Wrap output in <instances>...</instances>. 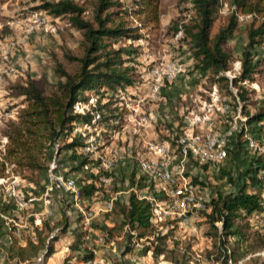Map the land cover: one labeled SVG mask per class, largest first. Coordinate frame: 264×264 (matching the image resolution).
Instances as JSON below:
<instances>
[{
    "label": "rangeland",
    "instance_id": "374dc122",
    "mask_svg": "<svg viewBox=\"0 0 264 264\" xmlns=\"http://www.w3.org/2000/svg\"><path fill=\"white\" fill-rule=\"evenodd\" d=\"M73 1L84 8V17L89 18L92 0ZM121 1L124 2L126 9L138 10L144 7V5L138 7L137 3L135 7V4L132 5L127 0ZM39 3L40 0H0V128L2 123L12 119L20 108L21 98L16 96L15 85L31 80L44 90H48L56 81L53 71L55 62L72 72L76 69L77 63L67 59L66 55L79 57L82 54L79 43L80 31L68 25L65 15L53 17L46 11L37 9L36 6ZM155 5L156 22L151 21L148 17L150 15L146 16L145 12L123 16V20L136 27L141 35L138 40L131 41L130 44L136 48V51L127 63L133 68L134 85L122 90L117 87L112 92L107 91L105 87L97 88V92L84 91L83 96L87 100L79 101L81 110L84 112L109 102L108 109H103L102 114L100 111H95L101 114L100 119L108 118L104 120L105 123L98 121L88 130L82 129L81 123L74 125L84 134H91L97 143V156L88 154L95 160L96 166L85 169L93 172H96L97 168L101 169H99L100 179L96 184L101 186L102 194L105 195L103 197L99 195L97 198V201L102 204V210L100 209L98 214L90 220V224L93 225H101L104 222V215L107 213L103 210L104 203L111 196L116 195L118 199H121L127 194L132 171L135 172L132 177L134 183L144 180L140 174H136V162L141 156L152 155L153 144L161 142L173 144L180 137L191 133L201 134L209 129L223 131L228 126L226 120L229 121L234 115L237 105L240 106V116L245 117L246 112L253 113L264 103V36L262 42L254 49L255 58L258 59L257 72L251 82L243 83L247 99L241 103L227 94L223 83H214L208 72L201 73L193 69L194 61L188 51V44L182 39L181 32H173L172 26L181 22L187 23L192 18L193 10L189 1L155 0ZM230 14L236 17V26L226 42L230 52L228 68L222 73L226 78H232L239 72L240 52L246 42L249 24L256 26L264 20V10L260 13L255 12L254 15L245 14L239 7H234L230 0H219L210 33L213 34L219 26L224 25ZM127 43L128 41L119 40L114 42L113 46ZM171 65L177 66L178 71H171L169 69ZM236 66L238 69H235ZM213 88L218 99H225L228 103L229 113L220 114L218 111L206 110ZM231 91L234 95L233 87ZM196 114L200 117L205 114L209 118L189 128L185 118H193ZM237 134L238 132H235L229 138L227 154L219 164L207 166L204 169L194 160H190L185 168L191 183L197 186L206 200L215 198L217 193L233 190L235 183L241 179L252 159L258 157L250 153ZM237 140L241 143L238 149L235 145ZM57 144L60 145V141ZM51 153L54 155V148ZM69 154L70 151H65L60 154V157H56V165L57 161L60 164L57 169L63 175L71 176L79 181L82 178V172L71 171L76 159L71 158ZM109 158H115L114 165L102 169V160ZM22 183L24 184V181ZM42 183L44 181L41 185ZM143 183L145 184L143 191H140L136 185L132 187L133 190L136 193H153L162 200V192L155 182L144 180ZM26 190L27 188L23 187L25 197L31 195V192ZM37 195L34 201L37 202L36 205L40 201ZM33 209L30 206L26 210ZM215 224L218 225V223ZM258 228L264 233L263 227L258 226ZM170 229L167 246L168 248L175 246V255L179 261L184 260L185 264H214V258L218 253L214 246L213 231L209 227L205 214H199L197 218H193L191 225L182 227L166 219L162 223L161 231ZM79 230L80 233L76 234H82L80 249L92 253L97 259V263L94 264H134L135 259L129 260L120 253L119 245L113 242L98 245L97 236L92 232L91 226L86 232L82 231L79 225ZM248 232L250 234L251 231ZM59 239L64 245L70 246L73 238L71 235L62 234ZM137 244H132L130 248V252L136 250L137 255H144L145 248L150 246L144 239L138 240ZM249 244V248H246L243 243L236 247L235 256L231 257L232 263L264 264V255L260 254L264 248H256L259 244L254 240H250ZM98 246L101 247L98 248ZM98 255L101 259L97 257ZM0 264L4 263L0 261ZM148 264L172 263L159 257L156 261L148 260Z\"/></svg>",
    "mask_w": 264,
    "mask_h": 264
},
{
    "label": "trees",
    "instance_id": "16d2710c",
    "mask_svg": "<svg viewBox=\"0 0 264 264\" xmlns=\"http://www.w3.org/2000/svg\"><path fill=\"white\" fill-rule=\"evenodd\" d=\"M127 1L135 4V7L136 3L138 7L139 5L144 7L138 10L126 9L121 0H92L89 18H85L84 8L73 0H40L37 9L44 10L53 17L65 15L68 25L80 31L79 43L82 54L79 57L66 55L67 59L77 63L76 69L72 72L55 62L53 71L56 81L48 90H44L31 80L14 86L16 96L21 98L20 108L15 116L3 122L0 128V177L5 176L8 171L34 187L36 191L32 193L37 195L46 182L48 163L53 158L57 160L56 157H60L65 151H70V157L76 159L71 171L82 172V178L79 181L75 179L80 195L86 198L100 190L96 183L100 179L101 169L97 168L96 172L85 170L87 167L96 166L95 160L88 154L79 152L82 138L79 135H72L71 131L76 123H90L92 113L108 109L109 102L85 112L75 111L74 104L87 100L83 96L84 91L97 92V88L105 87L107 91L112 92L117 87L122 90L134 85L133 68L127 63L136 51L130 43L138 40L141 35L136 27L123 20V16L145 12L146 16L150 15L148 17L151 21L156 22L157 8L155 0ZM188 1L193 10L192 18L187 23L181 22L172 26L173 32L180 31L182 39L188 44V51L194 61L193 69L201 73L208 72L214 83H223L227 94L233 100L237 99L243 103L247 99L243 83L251 82L257 72L258 59L255 58L254 49L263 40L264 20L256 26L249 24L246 42L240 52L239 72L229 80L222 73L227 70L230 61L226 42L236 26V17L230 14L225 24L211 34L219 0ZM259 2L263 3L258 4ZM230 3L234 7H239L245 14L254 15L255 12L260 13L264 10L263 0H230ZM119 40L128 43L114 47L113 43ZM232 87L235 90L234 95ZM241 107L243 109L244 105ZM244 116L247 125L264 122V103L253 113L246 112ZM106 119L108 118H101L98 121L105 123ZM237 136L240 137L239 132ZM1 138H5L3 143ZM58 141L60 145L57 144ZM240 144L237 140L235 144L237 149ZM53 148L54 155L51 153ZM260 164H264L262 156L252 159L241 179L235 183V188L226 193H217L216 197L210 198L207 203L208 212H200L201 215L205 214L213 231L214 246L218 253L214 259L219 264H226L228 256L234 257L235 249L240 243L249 248V241L254 240L259 244L256 248H264V233L260 232L256 223L251 222L252 215L259 210L260 180L256 172ZM59 166L57 161V168ZM201 166L204 169L207 167L205 164ZM131 173L130 185L135 184L137 188L145 187L141 177L142 180L134 183L132 177L135 172ZM65 197L66 199L62 198L60 202L63 207L68 208L71 203L68 197ZM11 211L12 204L3 200V193L0 190V253L5 261H12V264H43L53 252V242L57 234L68 226L67 216L61 211L59 220L45 219L38 225H34L31 218V236H23L24 244L21 245L15 236V227L3 218L10 217ZM108 212L112 224L100 227L104 243L113 241L120 246V253L124 255L130 250L133 242L144 239L149 242L148 249L151 251L153 261L161 257L172 264H185L184 260L177 259L175 246L172 248L167 246L171 229L161 231L162 226L161 229H156L150 223V205L135 192H128L126 202L116 201ZM215 223H218V226ZM248 231L252 233L249 234ZM79 236L75 234V242L70 246V250L75 254L79 253L82 261L92 259L90 251H78ZM63 264H67L66 259Z\"/></svg>",
    "mask_w": 264,
    "mask_h": 264
},
{
    "label": "built area",
    "instance_id": "2783aa9c",
    "mask_svg": "<svg viewBox=\"0 0 264 264\" xmlns=\"http://www.w3.org/2000/svg\"><path fill=\"white\" fill-rule=\"evenodd\" d=\"M169 69L174 72L178 71V67L174 65L169 66ZM235 69H238V66ZM228 79L230 80L231 78L228 77ZM210 96L211 98L206 104L207 111H218L220 114L230 112L228 103L225 99H218L214 88ZM216 103L217 105H215ZM74 110L84 112L81 110L79 101L74 104ZM100 117L99 113L93 112L90 123H81L83 124L82 129L88 130L90 127H94L92 125L100 120ZM208 118V115L204 114L200 117L196 114L193 118L187 119L186 124L191 128L194 124L201 123L204 120L207 121ZM226 122L228 126L223 131L209 129L201 134L191 133L180 137L173 144L168 142L156 143L151 147L152 154H155V157L147 155L137 158L138 173L142 175L145 181L155 182L162 192L163 198L161 200L158 195L150 192H138V194L135 190L133 191L139 198H143L149 203L150 223L156 229H161L162 223L166 219H170L178 227L189 226L193 218H197L200 212H205L208 209L207 203L209 200L203 197L197 186L191 183L185 173V168L190 160H194L200 165L213 166L218 164L225 158L228 140L235 132L240 133V137L250 153L258 156L264 155V122H258L252 126L247 125L245 117L240 116V106L238 105L235 108L234 115ZM71 134L79 135L82 138L83 142L79 152L97 156V143L91 134H84L79 127H73ZM4 141L5 138H1V142L3 143ZM114 163L115 158L104 159L102 160L101 168H110ZM256 173L260 180L258 192L259 210L252 215L251 222L257 223V225L264 228V164L258 166ZM46 177V182L37 199L42 204H46L52 194L57 198H63L66 195L79 217L81 230L87 232L90 220L95 216V210L87 206L83 201L75 178L60 173L54 158L48 163ZM0 190L3 193V200L13 204L15 210L25 208L27 202L35 199L31 195L24 196V191L19 186L17 177L8 171H6L5 176L0 177ZM115 201L116 196H111L104 203L103 210L105 212L110 211ZM3 218L7 223L15 227V232H17L19 227H26V224L25 226L19 225L11 216H3ZM99 239L101 240L102 238L100 237ZM134 244L136 245L137 241ZM226 253H228V250H226ZM260 254L264 255V250H261ZM91 262L92 259L70 264H90ZM214 264L219 263L215 261ZM226 264H234L230 256L227 257Z\"/></svg>",
    "mask_w": 264,
    "mask_h": 264
},
{
    "label": "crops",
    "instance_id": "0c3cea01",
    "mask_svg": "<svg viewBox=\"0 0 264 264\" xmlns=\"http://www.w3.org/2000/svg\"><path fill=\"white\" fill-rule=\"evenodd\" d=\"M185 119L187 120L188 118L186 117ZM148 156H154L155 157V154L148 155ZM206 166H208V165H206ZM136 174L139 175L138 170H137ZM17 180H18L19 186L22 187V189H23V187H26L27 190H29L31 192V196H33L35 198V195L32 194V192L36 191L34 189V187H32L28 183L26 184L25 182H24V184H25L24 185L22 183L23 181L19 178H17ZM133 186H135V184L129 186V188L126 192L127 194L130 191H134L132 188ZM143 189H144V187L139 188L140 191H143ZM104 191H106V190H104ZM127 194L125 196H122L121 199L120 198L118 199V197L115 195L116 201L121 202V203H125L126 199H127ZM99 195H101V197L105 196L102 194V188H100V190H98L97 192H95L91 196L83 198V201L87 204V206H89L90 208L95 210V215L98 214L97 212L100 209L102 210V204H100V202L97 201V198L99 197ZM65 196H63L64 199H66ZM34 201H35V199H33L30 202H27V206L25 208L20 209V210H17V209L15 210L14 205L12 204V211H11L10 216L13 217L15 222H17L19 225L25 226V224H26V227H19V228H17V232H15V236L18 237L19 243L21 245L24 244L23 236H26V237L31 236V222H30L31 217H32V223L34 225H38V224H40V221L45 220V219H50V220H54V221L59 220L60 219V213H61V211H63L68 218V226L66 227V229L63 232H60L57 234V237H56L55 241L53 242V252L44 261L43 264H63L65 259H66L67 264L74 263V262H76V263L84 262L79 258V253L75 254L74 252H72L70 250V246L72 244H74V242H75L74 241L75 240L74 234H76L77 232L80 233L79 232L80 231L79 230V222H78L79 217H78L77 213L75 212V210L73 209V207L71 206V204L68 208L63 207L62 203L60 202V201H62V198H57L54 194L49 196V201L46 204H42V202L38 201V205H36L37 202H34ZM30 206H32V208H34V209L31 211H29V210L27 211L26 209H28ZM104 216H105L104 217L105 220L101 225L100 224H94V225H96V226H94L92 223H91L92 225L89 224V230H90V226H91L92 232L95 234V236H97V241L99 242L98 245H100V243L102 245H105V244H111L113 242L112 241L110 243H104L102 241V239L101 240L99 239L101 237V230L99 227H102V225L110 226L112 224V218H111L110 214L105 213ZM96 222H97V220H96ZM259 227H261V226H259ZM62 234H67V235L72 236L73 239H72L71 245L69 244L70 246L64 245L61 242L62 240H60L59 238ZM79 235L80 236L78 239L79 241L77 242V246H78V251H81L80 247L82 246L81 245L82 241L80 240V237H82V234H79ZM87 235H88V233H87ZM83 239H84V237H83ZM136 245H138V244H136ZM100 247L101 246H98V248H100ZM67 249H69L68 252H67ZM97 257L99 259H101V257L99 255ZM124 257H126L132 261L135 259L133 261L134 264H148V260L152 259L151 258V251L148 249V247L145 248L144 255H137L136 250L133 252H132V250H131V252L129 250L128 252H126L124 254ZM96 260L97 259L93 256L92 262L90 264L97 263ZM0 261L4 264H12L13 263L12 261H9V260L5 261L3 255L1 253H0ZM38 261L39 260L37 259L36 262H38Z\"/></svg>",
    "mask_w": 264,
    "mask_h": 264
}]
</instances>
